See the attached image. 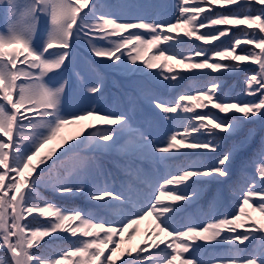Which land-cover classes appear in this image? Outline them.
<instances>
[{"label": "snow or ice", "instance_id": "6c2138e0", "mask_svg": "<svg viewBox=\"0 0 264 264\" xmlns=\"http://www.w3.org/2000/svg\"><path fill=\"white\" fill-rule=\"evenodd\" d=\"M0 5V264H264V0Z\"/></svg>", "mask_w": 264, "mask_h": 264}, {"label": "trees", "instance_id": "16d2710c", "mask_svg": "<svg viewBox=\"0 0 264 264\" xmlns=\"http://www.w3.org/2000/svg\"><path fill=\"white\" fill-rule=\"evenodd\" d=\"M171 2L173 3V6L175 5V0H171ZM212 7H219L218 5H213ZM226 7H232V6H226ZM256 7H261V5H256ZM206 11H209L210 9L206 8L205 9ZM203 15V13L201 14ZM230 27L231 31L228 33V35H231L233 31H236L237 28H240V27H246L245 25H236V26H228ZM256 31H259V29H255ZM201 31H204L203 29ZM222 40L224 39L223 37L221 38ZM242 43L237 46V51L235 54L237 55H244L245 53H242L240 52V48L241 47H244V48H248L249 50H254L256 51L257 53L260 52V49L258 48H255V44H247L245 43L244 41L247 39L246 37H243L241 36L240 37ZM198 44L202 43L200 41H197ZM213 43H218V42H213ZM150 54H155V48H150ZM158 63H163V61H158ZM169 63L171 64H176L175 61H169ZM239 64L241 65H251L252 68H255L257 71L259 70L258 68V65L256 64H253L251 60H248V61H239L238 62ZM178 69L181 68L180 65H177ZM252 73H248V75L250 76ZM219 77V73H216V72H213L211 73L210 76H207V77H194V78H191L187 81H185V88L181 91H184L185 94H189V95H195V90H194V85L197 84V82H200V83H203L204 81H207V80H211V79H214V78H217ZM210 86V85H209ZM219 86L220 87H223L224 89V94L225 95H228V96H241V94L244 92V89H245V74L243 72H235V73H229L227 75H225L224 77H219ZM188 90V91H186ZM219 94V92H218ZM241 98H244V97H241ZM249 99L251 97H248ZM192 104H195L196 102L195 101H192L190 102ZM209 107H211L209 105ZM197 111H207L208 109H196ZM213 111H218V110H215V109H212ZM223 115V114H221ZM249 128H253L256 132V135H255V141L258 143L259 142V124H256V125H249L248 126ZM68 127H66L67 129ZM65 129V130H66ZM247 131V129L245 130ZM214 191V187L210 188L208 190V195L211 194V192ZM41 195L46 197V198H52V193L50 192V190L48 189H41ZM56 199V203L58 205H61V206H64V205H68V206H72V203H75L76 205H80L82 202L80 201H77L78 199H76L74 202H67L63 199H61L59 196L55 197ZM207 199V196H205L203 199H202V203L204 201H206ZM34 215H37V214H34ZM50 217H41L42 220L44 219H48ZM243 218V217H242ZM150 219V223H152V218L149 217ZM53 235H55V233H53ZM47 239V238H46ZM71 239H75V238H71Z\"/></svg>", "mask_w": 264, "mask_h": 264}, {"label": "rangeland", "instance_id": "374dc122", "mask_svg": "<svg viewBox=\"0 0 264 264\" xmlns=\"http://www.w3.org/2000/svg\"><path fill=\"white\" fill-rule=\"evenodd\" d=\"M0 8H2V5H0ZM149 50H148V52H146V53L143 54V58L146 59L148 57V55H151ZM180 67L182 68L183 66L180 65ZM78 127H79L78 125L68 126V128L67 129L65 128L66 130H64L61 133V135L64 136V137L70 136V135L74 134L77 131ZM58 142L59 141L54 142L53 145H50L49 147L55 146V144L58 143ZM164 199H165V201H167L168 198L165 197ZM77 201L82 202L80 199H78ZM247 212L249 213V215L252 216V218L254 220H264V217H261L258 212L253 211L251 208H248L247 209ZM242 221H244L246 224L247 223H250V221H248L244 217L242 218ZM151 222L153 223V221H151ZM152 223H150L149 217L146 218L144 221H142L140 223V225H139V233L138 234H135V238L132 241L133 244L138 243V242H140L142 240V238H143L146 230H148V229H150L152 227ZM240 230H244V229H240ZM66 235H69V237H70V233H66Z\"/></svg>", "mask_w": 264, "mask_h": 264}]
</instances>
